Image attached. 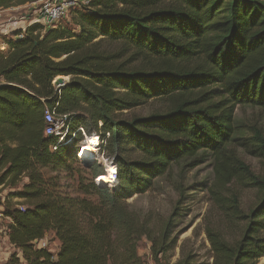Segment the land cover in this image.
<instances>
[{"label": "trees", "instance_id": "16d2710c", "mask_svg": "<svg viewBox=\"0 0 264 264\" xmlns=\"http://www.w3.org/2000/svg\"><path fill=\"white\" fill-rule=\"evenodd\" d=\"M40 1L0 0V10ZM4 44L0 187L22 184L8 195L21 204L5 202L3 213L23 264H145L144 239L154 264H196L191 254L171 262L179 203L155 220L129 200L153 191L174 166L194 169L205 156L213 159L217 187L237 182L257 193L245 213L237 193L214 192L227 224L244 227L233 241L221 228L206 230L213 264L264 258V178L237 155L242 149L264 162V132L253 128L242 138L235 116L238 107L264 110V0H94L71 20L15 31ZM114 44L138 58L123 61L109 50ZM62 77L69 82L53 84ZM154 101H166L167 111L121 117ZM47 108L68 116L73 132L100 137L101 153L117 167L115 186L97 185L101 166L81 165V135L52 151L57 140L44 136ZM75 174V193L68 194L62 177ZM49 232L60 244L56 255L37 245ZM9 263L21 261L13 255Z\"/></svg>", "mask_w": 264, "mask_h": 264}, {"label": "rangeland", "instance_id": "374dc122", "mask_svg": "<svg viewBox=\"0 0 264 264\" xmlns=\"http://www.w3.org/2000/svg\"><path fill=\"white\" fill-rule=\"evenodd\" d=\"M34 4H28L25 6H15L10 10L9 14L17 17L23 23V29L17 30L25 32L28 27L30 19L36 17ZM4 11V10H1ZM74 13L69 18L72 19ZM1 16V14H0ZM3 16V15H2ZM62 20L60 23H63ZM59 23V24H60ZM4 48H6V45ZM110 51L123 58V61L131 62L130 60H136L138 57L134 56L131 51H127L121 44H114L110 46ZM148 65L146 61H139L136 66ZM62 80V81H58ZM70 78L62 77L58 78L53 84L63 85L68 83ZM60 82V83H59ZM168 109L166 101H154L147 106L133 110L131 112H124L121 117L124 119H131L134 117H146L156 112H165ZM238 125L242 127L243 137L249 136L253 128L264 132V110L252 107H238L235 113ZM97 135L88 137V139H79L76 145L77 159L78 153L82 151L84 145L88 143L90 138L97 139ZM97 150V149H96ZM237 155L241 158L243 163L250 168V171L257 177L264 178V162L254 158L247 154L242 149L237 150ZM100 152L89 159L86 163L81 162V165L92 166L96 164L104 169V162L101 159ZM194 167V169L184 168L183 165L174 166L169 174L164 178L157 181L153 191L142 195L136 196L129 200V204L132 209L146 214L148 212L154 215V219L168 218L172 213L177 203L180 204L182 210V217L178 221V230L180 232L178 248L173 253L171 259L172 263L178 261L182 254H191L195 257L196 264H213V258L210 251V244L206 236V230L213 226L215 228H221L228 240H235L244 224L228 225L224 215L218 209L215 201L214 192L220 194L237 193L240 197L241 209L248 213L257 202V193L249 185L239 184L233 182L226 188L217 187V173L213 159L209 156H205L204 161ZM112 166L107 164V168ZM77 173H82L78 171ZM105 174H107L105 172ZM105 177H107L105 175ZM77 175L73 177H62V186L65 187V191L68 194H74L77 186ZM99 180H96V183ZM102 186V185H100ZM104 186H111L106 184ZM22 188L20 184L17 188L0 187V229L4 230L10 225V219L4 216L3 205L5 202L12 204H21V200H10L8 195ZM112 188V187H111ZM19 208H22L19 207ZM24 209V207H23ZM39 248H47L49 252L56 255L59 250V241L56 239L53 232H49L45 238L38 242ZM150 243L144 239L140 244L139 255L145 264H154L150 253ZM8 251L13 255L19 254L16 249L8 248ZM23 264V261H21ZM258 264H264V258H262Z\"/></svg>", "mask_w": 264, "mask_h": 264}, {"label": "built area", "instance_id": "2783aa9c", "mask_svg": "<svg viewBox=\"0 0 264 264\" xmlns=\"http://www.w3.org/2000/svg\"><path fill=\"white\" fill-rule=\"evenodd\" d=\"M93 1L94 0H41L40 2L34 4L36 5L35 14L37 16L30 19L28 27L32 25H40L42 28L53 27L56 24H59L62 20H67L69 16L77 9L86 6L89 7V5ZM1 12L4 11L0 10V13ZM44 123V136L46 138H55L57 140V145L53 146L52 148L53 152H55L58 146H60L61 144H66L72 142L74 139L80 138V135L82 136V138L88 139V136L83 128H78V130L73 132L71 130L70 123L68 122V116L57 115L55 109L47 108L45 110ZM107 137H109V135H107ZM96 149V155L100 152V157L104 162V169L107 173L105 175L107 176L106 178L109 181L108 184L111 185L109 187H113L117 183V167L113 163L109 162V160L106 159L105 156L101 153L99 136L97 137ZM80 162L83 161L80 160ZM107 164H111L112 166H109V168H107ZM105 175L101 177H105ZM99 178L97 180H99ZM97 185H100L98 181ZM20 209L23 210V207ZM8 248L15 249V247L10 243L9 226L4 230L0 229V264H10L9 260L12 257V254L8 251ZM17 252L19 253H15L17 259L23 261L22 253L20 251Z\"/></svg>", "mask_w": 264, "mask_h": 264}, {"label": "crops", "instance_id": "0c3cea01", "mask_svg": "<svg viewBox=\"0 0 264 264\" xmlns=\"http://www.w3.org/2000/svg\"><path fill=\"white\" fill-rule=\"evenodd\" d=\"M10 10H4V12H1L0 16V51L5 50L3 44H4V38L13 32L23 29V23L20 20H17V17H14L13 15L9 14ZM3 15V16H2ZM26 182V180H25Z\"/></svg>", "mask_w": 264, "mask_h": 264}, {"label": "bare ground", "instance_id": "6f19581e", "mask_svg": "<svg viewBox=\"0 0 264 264\" xmlns=\"http://www.w3.org/2000/svg\"><path fill=\"white\" fill-rule=\"evenodd\" d=\"M96 145H97V139L90 138L88 140V143L84 145L82 151L78 153V157L81 161L87 162L89 159H91L96 152ZM89 162V161H88ZM100 185L104 186L109 183L106 177H102L98 181Z\"/></svg>", "mask_w": 264, "mask_h": 264}, {"label": "water", "instance_id": "95a60500", "mask_svg": "<svg viewBox=\"0 0 264 264\" xmlns=\"http://www.w3.org/2000/svg\"><path fill=\"white\" fill-rule=\"evenodd\" d=\"M58 81H62V80H58ZM60 83V82H59Z\"/></svg>", "mask_w": 264, "mask_h": 264}]
</instances>
